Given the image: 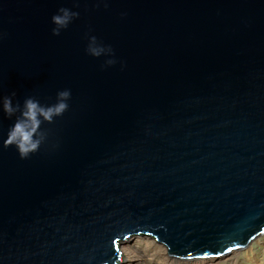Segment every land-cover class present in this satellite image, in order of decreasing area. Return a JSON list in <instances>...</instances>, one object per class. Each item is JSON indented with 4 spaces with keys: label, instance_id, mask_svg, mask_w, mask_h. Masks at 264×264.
<instances>
[{
    "label": "water",
    "instance_id": "obj_1",
    "mask_svg": "<svg viewBox=\"0 0 264 264\" xmlns=\"http://www.w3.org/2000/svg\"><path fill=\"white\" fill-rule=\"evenodd\" d=\"M61 7L79 15L53 35ZM64 89L25 159L0 105V264H117L133 236L207 259L264 235V0H0V97Z\"/></svg>",
    "mask_w": 264,
    "mask_h": 264
},
{
    "label": "clouds",
    "instance_id": "obj_2",
    "mask_svg": "<svg viewBox=\"0 0 264 264\" xmlns=\"http://www.w3.org/2000/svg\"><path fill=\"white\" fill-rule=\"evenodd\" d=\"M79 15L78 12L71 11L68 8L61 7L56 14L51 17L52 23L55 25L51 31L53 35H59L62 29L67 28L73 18ZM85 51L93 56L99 57L107 52L110 56L113 50L109 45H103L98 42L96 36L88 37V44ZM114 59H107L106 65L114 64ZM15 92L8 96L0 97V105L5 116L11 118L15 114L14 123L8 129L7 137L3 140L4 147L15 146L21 159L28 158L30 154L39 150L41 144L45 140V132L41 130V124L44 122L52 123L54 118L62 116L68 110L67 101L70 99V90H60L56 94V102L51 105H42L32 97L24 99L23 104L19 102L13 104L12 98Z\"/></svg>",
    "mask_w": 264,
    "mask_h": 264
},
{
    "label": "bare ground",
    "instance_id": "obj_3",
    "mask_svg": "<svg viewBox=\"0 0 264 264\" xmlns=\"http://www.w3.org/2000/svg\"><path fill=\"white\" fill-rule=\"evenodd\" d=\"M147 240L149 241L147 242ZM119 248L121 250V262L117 264H138L140 259H145L148 264H210L212 261L236 263L238 255L245 250L232 251L227 255L214 258L178 260L168 255L163 244L145 236L129 237L120 242Z\"/></svg>",
    "mask_w": 264,
    "mask_h": 264
},
{
    "label": "rangeland",
    "instance_id": "obj_4",
    "mask_svg": "<svg viewBox=\"0 0 264 264\" xmlns=\"http://www.w3.org/2000/svg\"><path fill=\"white\" fill-rule=\"evenodd\" d=\"M148 241L149 240H147V242ZM244 249V251L242 252L243 254L241 253L240 255H238V260L236 263H217L215 261H212L213 263L211 262L210 264H264V235L258 237ZM138 264L148 263L145 259H140Z\"/></svg>",
    "mask_w": 264,
    "mask_h": 264
}]
</instances>
